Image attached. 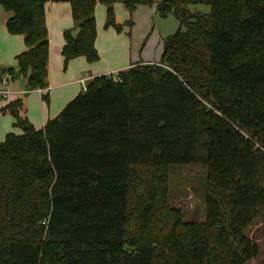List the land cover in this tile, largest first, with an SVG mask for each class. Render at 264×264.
Segmentation results:
<instances>
[{
  "label": "trees",
  "instance_id": "obj_1",
  "mask_svg": "<svg viewBox=\"0 0 264 264\" xmlns=\"http://www.w3.org/2000/svg\"><path fill=\"white\" fill-rule=\"evenodd\" d=\"M48 1L0 0L13 12L8 31L25 35L17 62L27 90L49 86ZM64 1L74 21L65 67L79 56L97 62V0ZM101 1L106 27L118 30L115 3L131 13L153 3ZM158 10L179 20L160 63L94 77L39 129L22 116L21 98L2 108L23 132L0 143V264H245L260 255L245 230L264 224V0H160ZM191 163L207 167L206 219L178 212L148 235L167 178L155 176L139 204L133 181L147 166Z\"/></svg>",
  "mask_w": 264,
  "mask_h": 264
},
{
  "label": "rangeland",
  "instance_id": "obj_2",
  "mask_svg": "<svg viewBox=\"0 0 264 264\" xmlns=\"http://www.w3.org/2000/svg\"><path fill=\"white\" fill-rule=\"evenodd\" d=\"M156 2L157 0H153L152 4H140L132 13L123 2H117L119 5L115 7V17L117 22L122 24V29L118 30L114 26L106 27L107 7L101 0H97V47L100 54L98 61L101 64L111 62L115 58V50L118 53H124L127 50L128 58L132 60L162 59L163 37L174 33L179 28V20L173 13L163 15L157 9ZM189 9L194 13L209 12L211 7L207 4H190ZM129 18H132L130 20L134 22L130 27L126 24ZM151 64L156 65L157 63ZM5 66L9 68L8 64L2 62L0 50V77L5 75L2 73ZM0 87H5L1 81ZM9 89L23 90L27 89V86L23 81H15L14 86H9ZM17 96L23 100L21 111L26 114L29 113L31 109L30 102H34L33 94L26 92ZM9 97L8 95V98H5L0 94V127L7 123L8 116H10L14 118V127L16 129L19 128V130L15 131H20L22 126L18 118L9 111H2ZM5 136L3 139H5ZM160 172L167 178L166 204L164 203L159 208L157 220L147 234L151 236L163 232L169 227L178 212L184 221H204L207 217L209 185L207 167L201 163L177 164L166 168L145 167L144 174L146 177L142 180L139 176L133 181L134 204L141 202V197L146 192L147 187L154 184L153 180ZM133 223L134 219L130 225V231L135 230V227L132 226ZM245 233L248 237L258 242L261 250L257 258L250 259L245 264H264V224L260 219H256L245 230Z\"/></svg>",
  "mask_w": 264,
  "mask_h": 264
},
{
  "label": "crops",
  "instance_id": "obj_3",
  "mask_svg": "<svg viewBox=\"0 0 264 264\" xmlns=\"http://www.w3.org/2000/svg\"><path fill=\"white\" fill-rule=\"evenodd\" d=\"M159 1L160 0H157L156 2L157 9ZM116 5L119 4L115 3V7ZM11 16H13L12 11L6 10L3 6H0V50L2 62L4 64L9 65V68L5 66V71L3 68L2 73H4L5 75L0 79L5 87H0V89L10 90V97L9 99H7L5 105L10 103L12 100L20 98L17 96L20 93L27 92L33 94L34 102H30V112L26 114L21 111V114L38 129L44 127L49 119L56 117L75 96H77L80 92L85 89V87L94 77L103 74L117 73L120 70L130 68L136 64H158L161 62L160 59V61L155 59L132 60L128 58L127 50H125L124 53H118L115 50V58L111 60V62H109L108 64H101L99 61L90 63L86 57L79 56L73 58L65 68L62 49L66 42L64 36L65 31L74 26V21L72 17V6L68 1L49 0L46 3V16L50 39V52L48 61L49 86L45 90H11L9 89V86H14L15 81H23L25 85H27V80L20 73V68L17 62V55L27 49V45L25 43V35H13L8 31L7 21ZM130 19L132 18H129L128 20ZM164 38L165 36L163 37V42ZM163 52L164 47L162 49V54ZM10 68H13V70H10ZM44 93H48L50 99L49 101H46L43 98ZM13 121L14 118L8 116L7 123L3 127H0V143L4 140V136L7 135L9 132H15L18 134L23 132V127L20 128V131H15L19 130V128L16 129V127H14L15 122Z\"/></svg>",
  "mask_w": 264,
  "mask_h": 264
},
{
  "label": "built area",
  "instance_id": "obj_4",
  "mask_svg": "<svg viewBox=\"0 0 264 264\" xmlns=\"http://www.w3.org/2000/svg\"><path fill=\"white\" fill-rule=\"evenodd\" d=\"M116 74V73H115ZM115 78L117 79V77L115 76ZM86 89V87H85ZM0 94L4 97H8V95L10 94V90L8 89H0Z\"/></svg>",
  "mask_w": 264,
  "mask_h": 264
},
{
  "label": "water",
  "instance_id": "obj_5",
  "mask_svg": "<svg viewBox=\"0 0 264 264\" xmlns=\"http://www.w3.org/2000/svg\"><path fill=\"white\" fill-rule=\"evenodd\" d=\"M80 29H81V28L78 26L76 29L73 30L72 34H73L74 36H76V35L79 33ZM4 71H5V68H4ZM21 122L23 123L24 121L21 120Z\"/></svg>",
  "mask_w": 264,
  "mask_h": 264
}]
</instances>
